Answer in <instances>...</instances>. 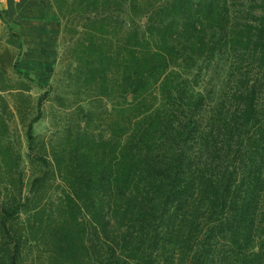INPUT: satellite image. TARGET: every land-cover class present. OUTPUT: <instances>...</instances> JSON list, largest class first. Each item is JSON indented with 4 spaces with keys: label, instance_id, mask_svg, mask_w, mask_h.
Returning <instances> with one entry per match:
<instances>
[{
    "label": "trees",
    "instance_id": "trees-1",
    "mask_svg": "<svg viewBox=\"0 0 264 264\" xmlns=\"http://www.w3.org/2000/svg\"><path fill=\"white\" fill-rule=\"evenodd\" d=\"M238 1L57 4L83 22L79 63L103 80L114 68L122 101L108 136H76L79 174L61 177L58 201L25 203L32 232L52 241L50 264H264V0ZM53 207L63 220L44 223ZM20 210L1 209L0 264H18L26 245Z\"/></svg>",
    "mask_w": 264,
    "mask_h": 264
},
{
    "label": "rangeland",
    "instance_id": "rangeland-1",
    "mask_svg": "<svg viewBox=\"0 0 264 264\" xmlns=\"http://www.w3.org/2000/svg\"><path fill=\"white\" fill-rule=\"evenodd\" d=\"M86 1L28 0L21 6L13 4L0 35V213L5 208L21 209L14 225L24 233L28 230V235L18 264H50L52 241L44 243L48 233L44 235L43 230L32 232L29 224L35 207L25 206L27 199L35 194L37 207H48L50 199L58 201L66 187L61 177L72 171L79 174L72 167L75 159L68 155L76 136L86 132L97 139L108 136L110 114L122 101L114 90V68H108L103 80L97 71L88 70V58L83 66L79 63L77 53L86 54L90 45L82 35L78 13L66 18V10L61 14L57 9L58 4L68 12L79 11ZM238 3L244 9L245 2ZM103 49H109L108 43ZM217 65L205 73V84L222 70ZM224 80L225 72L216 90ZM38 177L43 181L33 190ZM52 211H45L44 223L48 217L54 224L63 220L55 207ZM3 235L0 225V249Z\"/></svg>",
    "mask_w": 264,
    "mask_h": 264
},
{
    "label": "crops",
    "instance_id": "crops-1",
    "mask_svg": "<svg viewBox=\"0 0 264 264\" xmlns=\"http://www.w3.org/2000/svg\"><path fill=\"white\" fill-rule=\"evenodd\" d=\"M27 1L28 0H0V35L4 28V22L7 20L13 4L15 6H21L27 3Z\"/></svg>",
    "mask_w": 264,
    "mask_h": 264
}]
</instances>
